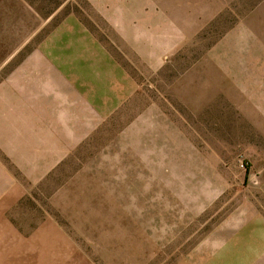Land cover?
Returning <instances> with one entry per match:
<instances>
[{"label":"rangeland","instance_id":"1","mask_svg":"<svg viewBox=\"0 0 264 264\" xmlns=\"http://www.w3.org/2000/svg\"><path fill=\"white\" fill-rule=\"evenodd\" d=\"M19 141L0 264H264V0H0Z\"/></svg>","mask_w":264,"mask_h":264},{"label":"crops","instance_id":"2","mask_svg":"<svg viewBox=\"0 0 264 264\" xmlns=\"http://www.w3.org/2000/svg\"><path fill=\"white\" fill-rule=\"evenodd\" d=\"M29 133L30 128L28 129L27 126V135ZM0 151L12 164V169H10L9 166L0 160V233L6 234L1 241L6 242L8 233L14 234L13 228L9 226L11 224L7 220V211L25 192L21 181L16 178L15 168L18 167L23 175L26 174V160L31 158V146H26L25 142L22 145L19 141L17 145H0ZM56 153H58L57 158L63 155L62 151H56ZM57 158L52 157V159ZM47 159L45 157V160Z\"/></svg>","mask_w":264,"mask_h":264}]
</instances>
